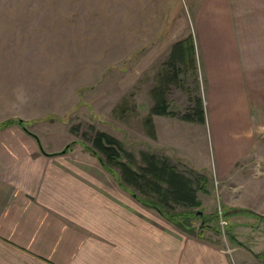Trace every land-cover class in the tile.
<instances>
[{
  "label": "rangeland",
  "instance_id": "rangeland-1",
  "mask_svg": "<svg viewBox=\"0 0 264 264\" xmlns=\"http://www.w3.org/2000/svg\"><path fill=\"white\" fill-rule=\"evenodd\" d=\"M209 1L0 0V143L27 139L21 121L50 155L67 148L89 154L93 128L137 159L140 151L166 156L197 183L200 206L176 211L193 212L190 224L203 235L184 233L152 209L140 211L150 214L161 240L185 237L178 250L185 257L177 262L173 252L172 264H264V0L232 6L237 29L247 32L245 52H237L243 104L219 100L217 89L226 96L232 83H208L203 47L195 44ZM189 35L196 72L180 76L188 89H171L169 110L185 113L189 96L200 97L206 123L157 118L152 140L143 128L149 91L173 43ZM124 99L135 111L121 117L116 108ZM164 249L155 244L154 264H168Z\"/></svg>",
  "mask_w": 264,
  "mask_h": 264
},
{
  "label": "crops",
  "instance_id": "crops-1",
  "mask_svg": "<svg viewBox=\"0 0 264 264\" xmlns=\"http://www.w3.org/2000/svg\"><path fill=\"white\" fill-rule=\"evenodd\" d=\"M240 2L210 0L195 44L203 47L199 51L208 83H232L233 92L226 96L217 89L219 100L243 104V75L236 70L243 66L237 52H245L247 32L237 29L232 7ZM211 53H216L214 64ZM157 118L166 122L170 117H154L159 136ZM20 132L27 139L0 143V264H154L155 244L161 242L168 264L173 252L177 262L184 259L186 251L178 250L185 248V237L158 238L150 214H141L148 207L96 157L90 153L79 157L72 150L50 155ZM196 240L195 246H204Z\"/></svg>",
  "mask_w": 264,
  "mask_h": 264
},
{
  "label": "trees",
  "instance_id": "trees-1",
  "mask_svg": "<svg viewBox=\"0 0 264 264\" xmlns=\"http://www.w3.org/2000/svg\"><path fill=\"white\" fill-rule=\"evenodd\" d=\"M195 44L192 36H187L173 43L168 58L162 63L155 78V84L149 91L152 105L143 119L146 135L156 140L157 133L154 117L164 116L177 118L187 123L205 125L204 103L200 97L189 96L191 107L185 113L169 110V94L171 89L177 88L187 92L181 75L196 72ZM121 117L134 112L135 107L124 99L116 108ZM10 122L3 127H9ZM18 124L29 135L33 136L41 148L38 138L28 132L23 123ZM91 147L86 150L96 157L103 168L112 174H117L120 185L133 191V196L144 206L153 209L167 222L190 236L203 238L201 231L190 224L193 212H177L176 208L194 209L200 206L197 197L196 181L178 167L166 156H160L148 151H140L139 159L128 151L117 138L92 128ZM67 148L56 154L69 152ZM53 154V155H56ZM118 171V172H117ZM192 172V171H191ZM205 181V179L203 180ZM201 216L200 213L196 217Z\"/></svg>",
  "mask_w": 264,
  "mask_h": 264
}]
</instances>
